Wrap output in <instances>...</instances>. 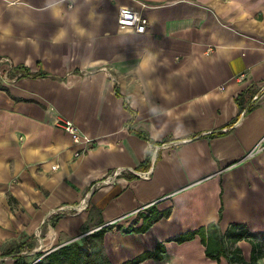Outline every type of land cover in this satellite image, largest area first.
<instances>
[{
    "label": "crops",
    "instance_id": "crops-1",
    "mask_svg": "<svg viewBox=\"0 0 264 264\" xmlns=\"http://www.w3.org/2000/svg\"><path fill=\"white\" fill-rule=\"evenodd\" d=\"M58 117L93 141L84 155ZM262 139L264 0H0V264L101 228L111 264L158 245L139 264H227L175 239L264 232Z\"/></svg>",
    "mask_w": 264,
    "mask_h": 264
},
{
    "label": "trees",
    "instance_id": "trees-1",
    "mask_svg": "<svg viewBox=\"0 0 264 264\" xmlns=\"http://www.w3.org/2000/svg\"><path fill=\"white\" fill-rule=\"evenodd\" d=\"M157 217H145L141 227L137 232L146 231ZM106 229L101 228L89 235L83 241H72L69 244L61 246L47 254L41 260L33 264H111L104 253L102 240ZM195 235L200 237L204 246L206 257L219 261L221 257L227 259V264H260L264 258V232L251 234L246 227L232 224L224 232H221L218 224H209L206 227L186 233L175 239L178 243L192 239ZM241 240H247L252 245L250 260L247 262L242 258L241 250L236 244ZM164 252L162 245H158L154 252H146L126 261L123 264H139L145 259H159ZM41 257L42 253L36 254ZM14 264H30L19 257V251Z\"/></svg>",
    "mask_w": 264,
    "mask_h": 264
},
{
    "label": "built area",
    "instance_id": "built-area-1",
    "mask_svg": "<svg viewBox=\"0 0 264 264\" xmlns=\"http://www.w3.org/2000/svg\"><path fill=\"white\" fill-rule=\"evenodd\" d=\"M117 22L121 27L131 29L133 32L138 34L145 33L148 25L147 19L142 15L140 11H134L128 8L119 9ZM53 124L55 127L67 133L71 138L72 144L78 147L74 151V157H80L84 155L93 146V141L84 134L80 133V131L72 121L58 117ZM161 146L162 148H169L170 144L164 143ZM154 150L156 151L158 149ZM260 150H264V139H262L256 145L252 153ZM53 168L55 169L56 166H54ZM148 175V171L141 174V176L144 178L148 177Z\"/></svg>",
    "mask_w": 264,
    "mask_h": 264
},
{
    "label": "rangeland",
    "instance_id": "rangeland-1",
    "mask_svg": "<svg viewBox=\"0 0 264 264\" xmlns=\"http://www.w3.org/2000/svg\"><path fill=\"white\" fill-rule=\"evenodd\" d=\"M86 236H82V237H79V238H77L75 241H79V242H81V241H83L84 240V238H85ZM42 259V257H38L37 255H32L31 256V259H28V263H30V264H33V263H35V262H37V261H39V260H41Z\"/></svg>",
    "mask_w": 264,
    "mask_h": 264
},
{
    "label": "clouds",
    "instance_id": "clouds-1",
    "mask_svg": "<svg viewBox=\"0 0 264 264\" xmlns=\"http://www.w3.org/2000/svg\"><path fill=\"white\" fill-rule=\"evenodd\" d=\"M81 31V35H83V30H80Z\"/></svg>",
    "mask_w": 264,
    "mask_h": 264
}]
</instances>
